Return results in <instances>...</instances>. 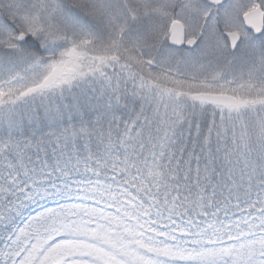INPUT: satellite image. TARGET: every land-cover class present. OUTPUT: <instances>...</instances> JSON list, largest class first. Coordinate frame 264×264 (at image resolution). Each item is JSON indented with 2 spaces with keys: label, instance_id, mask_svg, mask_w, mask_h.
I'll list each match as a JSON object with an SVG mask.
<instances>
[{
  "label": "snow or ice",
  "instance_id": "6c2138e0",
  "mask_svg": "<svg viewBox=\"0 0 264 264\" xmlns=\"http://www.w3.org/2000/svg\"><path fill=\"white\" fill-rule=\"evenodd\" d=\"M0 264H264V0H0Z\"/></svg>",
  "mask_w": 264,
  "mask_h": 264
}]
</instances>
